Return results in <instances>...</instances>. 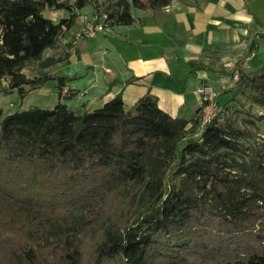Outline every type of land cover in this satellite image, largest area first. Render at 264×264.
<instances>
[{
  "label": "trees",
  "instance_id": "trees-1",
  "mask_svg": "<svg viewBox=\"0 0 264 264\" xmlns=\"http://www.w3.org/2000/svg\"><path fill=\"white\" fill-rule=\"evenodd\" d=\"M171 1L116 0L103 19L129 25L133 9ZM94 2L0 0L2 90H59L52 108L0 107V264H264V149L240 148L246 133L218 100L230 89L201 128L199 107L172 117L149 92L75 112L61 94L70 76L22 71ZM47 7L68 16L54 21ZM244 64L227 75L264 100V64L252 75Z\"/></svg>",
  "mask_w": 264,
  "mask_h": 264
},
{
  "label": "crops",
  "instance_id": "crops-1",
  "mask_svg": "<svg viewBox=\"0 0 264 264\" xmlns=\"http://www.w3.org/2000/svg\"><path fill=\"white\" fill-rule=\"evenodd\" d=\"M133 15L129 25L110 24L73 44L84 19L78 13L48 48L66 71L61 75L71 77L61 91L68 106L82 112L120 93L129 107L149 92L170 116L191 119L200 81L227 80L232 66L242 60L247 66L264 45V0H172Z\"/></svg>",
  "mask_w": 264,
  "mask_h": 264
},
{
  "label": "rangeland",
  "instance_id": "rangeland-1",
  "mask_svg": "<svg viewBox=\"0 0 264 264\" xmlns=\"http://www.w3.org/2000/svg\"><path fill=\"white\" fill-rule=\"evenodd\" d=\"M118 10L119 7L116 4V0H95L94 3L87 4L81 8L79 15H82L84 18L85 16L97 13L101 18H104ZM43 13L54 21L68 16L67 10L63 8L49 9L47 7ZM110 22V19L107 18L105 25L109 26ZM93 39V37H86L80 41L84 43ZM48 58L50 59L49 62H47ZM262 64H264V45L261 44L259 53L255 59L250 60L247 66H245V71L252 75L258 71ZM22 71L28 76H33L37 73H57L61 75L66 72L64 67L60 68V65L57 64L55 52L50 53L48 48L44 50L40 61L26 64ZM7 81V78L2 79L0 85V107L3 109L4 115L17 109H28L30 107L52 108L58 101L59 90L56 86H53V80H49L43 86L29 88L28 93L23 97L17 89L2 90L3 87L7 86ZM213 87L218 92L230 89V92L219 95L218 100L222 107H224V117L228 118L234 126L246 133L245 136L239 138L240 148L244 152L248 151V148L254 147L264 149V100H261L259 91L244 82H240L236 76L220 81L217 85H213ZM26 88L28 89L27 86ZM79 96L80 93L78 92L74 98L76 99ZM62 100L63 102H67L70 99L62 98ZM69 107L75 112H81V109L78 107H74L73 105ZM179 179L180 177H172V181L176 183L179 182ZM131 185L128 186V189L134 192L137 187Z\"/></svg>",
  "mask_w": 264,
  "mask_h": 264
},
{
  "label": "built area",
  "instance_id": "built-area-1",
  "mask_svg": "<svg viewBox=\"0 0 264 264\" xmlns=\"http://www.w3.org/2000/svg\"><path fill=\"white\" fill-rule=\"evenodd\" d=\"M106 25L104 19L97 13L85 16L81 27L74 33L71 42L76 44L79 40L95 36L104 31ZM199 102L200 121L199 127L217 116L222 110L217 100L218 91L211 84L202 80L195 89Z\"/></svg>",
  "mask_w": 264,
  "mask_h": 264
}]
</instances>
